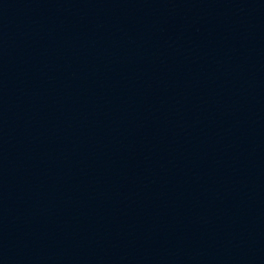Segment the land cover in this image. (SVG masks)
Wrapping results in <instances>:
<instances>
[{
    "label": "water",
    "instance_id": "obj_1",
    "mask_svg": "<svg viewBox=\"0 0 264 264\" xmlns=\"http://www.w3.org/2000/svg\"><path fill=\"white\" fill-rule=\"evenodd\" d=\"M0 264H264V0H0Z\"/></svg>",
    "mask_w": 264,
    "mask_h": 264
}]
</instances>
